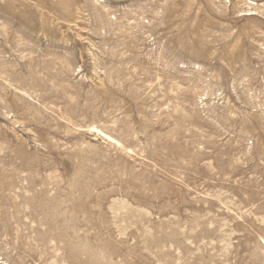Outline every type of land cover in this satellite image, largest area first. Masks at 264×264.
I'll return each instance as SVG.
<instances>
[{
	"label": "rangeland",
	"instance_id": "374dc122",
	"mask_svg": "<svg viewBox=\"0 0 264 264\" xmlns=\"http://www.w3.org/2000/svg\"><path fill=\"white\" fill-rule=\"evenodd\" d=\"M0 264H264V0H0Z\"/></svg>",
	"mask_w": 264,
	"mask_h": 264
},
{
	"label": "bare ground",
	"instance_id": "6f19581e",
	"mask_svg": "<svg viewBox=\"0 0 264 264\" xmlns=\"http://www.w3.org/2000/svg\"><path fill=\"white\" fill-rule=\"evenodd\" d=\"M108 139L111 138L108 134H104Z\"/></svg>",
	"mask_w": 264,
	"mask_h": 264
}]
</instances>
